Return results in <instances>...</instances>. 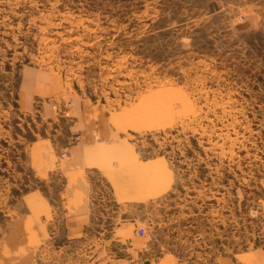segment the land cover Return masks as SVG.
<instances>
[{"label": "rangeland", "instance_id": "obj_1", "mask_svg": "<svg viewBox=\"0 0 264 264\" xmlns=\"http://www.w3.org/2000/svg\"><path fill=\"white\" fill-rule=\"evenodd\" d=\"M89 126L108 179L63 172ZM263 246L264 0H0V264Z\"/></svg>", "mask_w": 264, "mask_h": 264}, {"label": "crops", "instance_id": "obj_2", "mask_svg": "<svg viewBox=\"0 0 264 264\" xmlns=\"http://www.w3.org/2000/svg\"><path fill=\"white\" fill-rule=\"evenodd\" d=\"M85 124V123H84ZM74 141L68 148L69 158L65 160L63 165V172L68 175L85 174L88 170L95 169L101 177H106L108 171L107 160L110 156H114V152L108 150L104 143H107L102 137L104 130L100 128L78 127L75 128ZM104 133H109L105 131ZM136 159V158H135ZM134 160V159H133ZM140 162V163H138ZM134 165L139 168H145L147 163L144 161L134 160ZM78 183V182H77ZM67 183L69 192H73V187L77 184ZM80 184V183H78ZM142 191L139 194L142 195ZM82 216L74 215L69 218L71 224H78L77 229L82 228ZM222 264H264V246L255 248L248 253L240 254L238 257L229 260H223Z\"/></svg>", "mask_w": 264, "mask_h": 264}, {"label": "built area", "instance_id": "obj_3", "mask_svg": "<svg viewBox=\"0 0 264 264\" xmlns=\"http://www.w3.org/2000/svg\"><path fill=\"white\" fill-rule=\"evenodd\" d=\"M63 156H65V154H64ZM140 231H141V232H143V230H142V229H140Z\"/></svg>", "mask_w": 264, "mask_h": 264}]
</instances>
